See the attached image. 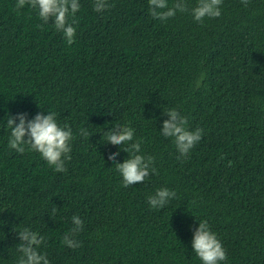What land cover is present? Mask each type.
Here are the masks:
<instances>
[{
	"label": "trees",
	"instance_id": "trees-1",
	"mask_svg": "<svg viewBox=\"0 0 264 264\" xmlns=\"http://www.w3.org/2000/svg\"><path fill=\"white\" fill-rule=\"evenodd\" d=\"M16 2L0 0V264H14L24 227L45 238L50 264H202L199 220L226 250L220 264H264V0H222L203 22L190 10L160 21L148 0H108L101 12L80 0L71 45ZM171 108L203 129L186 158L160 133ZM48 111L74 135L65 172L8 146V115ZM116 124L155 157L143 183L124 187L108 159L129 155L106 141ZM160 187L176 197L153 209ZM73 215L84 221L76 248L62 243Z\"/></svg>",
	"mask_w": 264,
	"mask_h": 264
},
{
	"label": "clouds",
	"instance_id": "clouds-1",
	"mask_svg": "<svg viewBox=\"0 0 264 264\" xmlns=\"http://www.w3.org/2000/svg\"><path fill=\"white\" fill-rule=\"evenodd\" d=\"M241 3L247 7L249 0H241ZM148 4L152 17L160 21L168 20L177 12L183 13L190 10L195 21L203 22L205 17L218 18L221 16L219 6L222 0H197L196 5L191 9H189L187 0H173L171 6L168 0H148ZM25 5L36 9L38 17L44 24L49 23L51 19L54 28L63 34L67 44L74 43L76 37L74 25L78 23L76 13L81 8L80 0H17L15 7L19 10ZM108 7H110L108 0H93V10L96 12H101ZM164 111L169 118L163 121L160 133L165 138H172L181 157L186 158L201 140L203 129L190 130L187 127V117L175 108L164 109ZM26 117V113H18L16 116L8 115L6 128L10 130L9 148L23 154L27 147V150L38 152L56 172L67 171L65 161L71 159V141L74 139L71 126L67 123L61 125L54 111H48L47 115L37 113L31 120ZM79 131L85 138L92 135L85 128ZM105 135L107 142L119 146L129 154L123 163H115L118 151L112 152L108 157L114 162L116 171L122 176L124 187L143 183L151 174L157 173L155 157L145 156L142 153L141 141L135 139L132 127L127 124H116ZM175 197V191L160 187L154 194L148 196V204L153 209H163ZM56 212L57 209L53 208V217ZM71 220L72 227L63 235L62 243L76 248L80 246V243L75 236L82 231L84 221L78 215H73ZM14 230L19 237V243L16 245L18 255L14 264H50L47 254L40 250L45 240L43 236L30 227L14 228ZM192 248L202 264H220L227 259L225 248L216 232L211 230L207 220H199V226L192 238Z\"/></svg>",
	"mask_w": 264,
	"mask_h": 264
}]
</instances>
